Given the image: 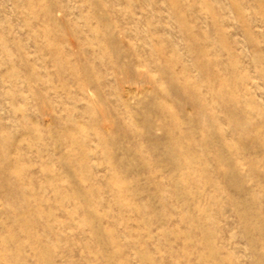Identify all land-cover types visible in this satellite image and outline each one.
Instances as JSON below:
<instances>
[{
    "label": "rangeland",
    "instance_id": "1",
    "mask_svg": "<svg viewBox=\"0 0 264 264\" xmlns=\"http://www.w3.org/2000/svg\"><path fill=\"white\" fill-rule=\"evenodd\" d=\"M0 264H264V0H0Z\"/></svg>",
    "mask_w": 264,
    "mask_h": 264
}]
</instances>
